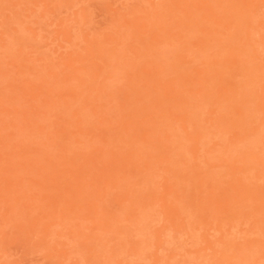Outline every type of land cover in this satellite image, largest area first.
I'll return each mask as SVG.
<instances>
[{
  "label": "rangeland",
  "instance_id": "obj_1",
  "mask_svg": "<svg viewBox=\"0 0 264 264\" xmlns=\"http://www.w3.org/2000/svg\"><path fill=\"white\" fill-rule=\"evenodd\" d=\"M0 264H264V0H0Z\"/></svg>",
  "mask_w": 264,
  "mask_h": 264
}]
</instances>
